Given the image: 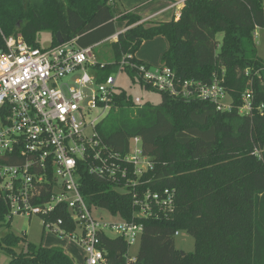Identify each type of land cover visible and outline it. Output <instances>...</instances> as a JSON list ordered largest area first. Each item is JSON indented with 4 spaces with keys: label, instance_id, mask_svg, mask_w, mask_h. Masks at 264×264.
<instances>
[{
    "label": "trees",
    "instance_id": "trees-1",
    "mask_svg": "<svg viewBox=\"0 0 264 264\" xmlns=\"http://www.w3.org/2000/svg\"><path fill=\"white\" fill-rule=\"evenodd\" d=\"M117 9L116 0H0V53L10 37L39 47L41 32L51 34V46L58 45L60 34L63 42L76 39L79 47H92L117 34ZM118 20L126 30L112 42L115 63H96L97 82L111 75L123 56L150 67L135 54L143 43L163 37L168 47L161 66L181 79H222L232 107L219 112L212 103L158 91L159 104L136 106L118 90L115 107L97 132L121 154L130 138L141 139L142 153L153 163L142 188L174 191V211L135 218L131 195L86 174L82 197L122 220L143 224L136 264H264V60L254 36L264 31V0H186L177 19L145 25L137 14L126 13ZM246 90L252 92V110L239 114ZM11 220L0 198V228H9ZM176 232L193 238V252L180 254ZM22 239L12 232L0 236L8 264H74L61 248L29 243L26 252H17ZM101 246L112 264L123 263L124 240L102 236Z\"/></svg>",
    "mask_w": 264,
    "mask_h": 264
},
{
    "label": "built area",
    "instance_id": "built-area-1",
    "mask_svg": "<svg viewBox=\"0 0 264 264\" xmlns=\"http://www.w3.org/2000/svg\"><path fill=\"white\" fill-rule=\"evenodd\" d=\"M118 34L109 39L116 41ZM91 53L92 47H79L76 39L46 47L30 46L20 36L5 39L0 53V198L9 218L38 217L44 227L75 241L82 264H112L101 237H118L129 247L140 240L143 224L87 204L81 195L83 175L131 195L135 218L150 217L155 210L172 213L175 194L142 188L153 163L142 153L139 137L130 138L122 154L103 143L96 129L100 121L90 117L97 108L114 109L119 91L111 75L97 82ZM89 68L90 74L85 71ZM117 68L169 97L209 102L219 112L231 110L232 100L216 76L210 83L181 79L168 67L137 65L127 56ZM92 84L95 90L88 96L84 90ZM133 101L141 106L138 98ZM242 101L239 114H249L250 90ZM103 212L118 219L104 218ZM122 264H136V256L126 253Z\"/></svg>",
    "mask_w": 264,
    "mask_h": 264
},
{
    "label": "rangeland",
    "instance_id": "rangeland-1",
    "mask_svg": "<svg viewBox=\"0 0 264 264\" xmlns=\"http://www.w3.org/2000/svg\"><path fill=\"white\" fill-rule=\"evenodd\" d=\"M118 12L119 11L117 10V12L115 11L114 13V26L117 32L122 30V28L124 27V23L122 21H119L117 18ZM171 18L172 17H169L166 20H170ZM37 39L40 47H46L50 45L52 36L49 32H41L38 35ZM217 39L220 41L222 39V34H218ZM113 41L114 40L108 39L93 45L91 53L92 58H90V60L101 65H113L115 63V58L112 52ZM167 47V41L163 37H157L153 40L143 43L135 56L138 60L142 61L145 64H148L151 68H157L161 66L160 58ZM257 52L258 56L264 60V31H258ZM85 71L90 74L91 69L89 68ZM111 76L116 80V90L125 91V93L127 95H130L133 100L135 98H138L140 100V105L159 104L161 96L158 92L145 89L137 81L133 83L130 79V76L124 71H120L119 68H114V70L111 72ZM92 90H95V86L93 84L86 88L84 90V93L90 96ZM110 111H103L102 109L97 108L92 112L90 119L98 117L100 124L105 125L107 121L106 118H108ZM103 213L104 218L110 220L118 219L111 217L106 212ZM8 232H12L17 236L23 237L21 242L16 247L17 252H26L27 244L29 243L44 248L56 247L61 248L66 254L68 253L72 258L74 264L82 263V250L79 245L75 241L69 240L65 237H61L58 235V233H55L51 229L44 227L38 217H32L28 219L21 216H13L9 228H0V236L5 235ZM175 247L177 248V250L182 251L185 254L191 253L194 251V240L187 233L179 232L178 235L175 236ZM138 249L139 240L128 247L127 254L130 257H135L138 253ZM8 263L9 257L4 252L0 251V264Z\"/></svg>",
    "mask_w": 264,
    "mask_h": 264
},
{
    "label": "crops",
    "instance_id": "crops-1",
    "mask_svg": "<svg viewBox=\"0 0 264 264\" xmlns=\"http://www.w3.org/2000/svg\"><path fill=\"white\" fill-rule=\"evenodd\" d=\"M185 1L186 0H116L118 5L117 10L119 11L117 16L120 17L126 13H135L141 18L139 23H144L145 25L169 21L166 20L169 17L178 18L180 9L183 7ZM125 30L126 28L123 27L122 30L116 32L118 34ZM67 255L70 257L68 253Z\"/></svg>",
    "mask_w": 264,
    "mask_h": 264
},
{
    "label": "water",
    "instance_id": "water-1",
    "mask_svg": "<svg viewBox=\"0 0 264 264\" xmlns=\"http://www.w3.org/2000/svg\"><path fill=\"white\" fill-rule=\"evenodd\" d=\"M56 39H57V43H58V44H62V43H63V40H62V37H61L60 34H57V35H56ZM180 254H181L182 256L185 255V253L182 252V251H180Z\"/></svg>",
    "mask_w": 264,
    "mask_h": 264
}]
</instances>
